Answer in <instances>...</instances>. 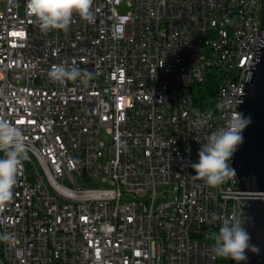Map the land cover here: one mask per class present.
Masks as SVG:
<instances>
[{
  "label": "built area",
  "instance_id": "built-area-1",
  "mask_svg": "<svg viewBox=\"0 0 264 264\" xmlns=\"http://www.w3.org/2000/svg\"><path fill=\"white\" fill-rule=\"evenodd\" d=\"M256 3L232 29L223 6L236 0H92L94 19L74 13L66 29L43 31L25 0H0V119L22 129L35 162L47 161L41 186L21 166L0 204V229L16 237L2 240L3 264H220L204 238L223 218L245 219L248 194L232 201L235 171L213 186L190 162L239 113L263 45ZM210 21L229 26L218 44ZM61 62L93 75L54 81L48 71ZM215 68L225 92L215 90L210 114L195 113L192 84Z\"/></svg>",
  "mask_w": 264,
  "mask_h": 264
},
{
  "label": "clouds",
  "instance_id": "clouds-1",
  "mask_svg": "<svg viewBox=\"0 0 264 264\" xmlns=\"http://www.w3.org/2000/svg\"><path fill=\"white\" fill-rule=\"evenodd\" d=\"M92 0H25V11L33 16L43 31L53 28L66 29L72 22L73 14L92 20L94 13ZM49 77L61 83L76 81L88 82L93 75L88 69L65 62L54 65L48 71ZM223 101L217 104L221 107ZM250 123V117L243 112L233 116L226 125L210 131L198 148V159L190 162L193 176L203 178L209 185L224 182L234 172L231 158L238 146L244 141V129ZM195 126L206 124L203 118L194 121ZM0 204L13 198V189L17 183L22 161L28 156V145L22 129L8 119H0ZM211 250L215 256L231 258L237 264H246L248 252L258 251V245L251 240L250 233L236 218H223L218 230L211 234ZM13 233H0V240L15 244Z\"/></svg>",
  "mask_w": 264,
  "mask_h": 264
},
{
  "label": "water",
  "instance_id": "water-1",
  "mask_svg": "<svg viewBox=\"0 0 264 264\" xmlns=\"http://www.w3.org/2000/svg\"><path fill=\"white\" fill-rule=\"evenodd\" d=\"M261 27L264 30V0ZM238 110L250 117V123L244 129L243 143L232 157V166L239 188L248 194L244 227L259 247L258 251L248 252L246 264H264V42ZM227 264L237 262L228 258Z\"/></svg>",
  "mask_w": 264,
  "mask_h": 264
},
{
  "label": "bare ground",
  "instance_id": "bare-ground-1",
  "mask_svg": "<svg viewBox=\"0 0 264 264\" xmlns=\"http://www.w3.org/2000/svg\"><path fill=\"white\" fill-rule=\"evenodd\" d=\"M237 8H232V6H223V13L225 15H232V29H240L241 24H243L244 19H247V10L248 6L254 4V0H236ZM256 10H258V15L261 16V0H257ZM210 28H214V31H211V44L220 43L223 38V34L229 33V26H220L217 27V21H210ZM264 42V37H263ZM215 58V48L214 46H206L205 51V61H212ZM220 72V80L216 88V92H225V73L224 69L217 68ZM194 84H192L193 87ZM196 95L192 91V100L193 105H195V113L199 114H210L211 107L201 108L196 104ZM231 106H238V99H231ZM27 143V136H25ZM2 150H0L1 155ZM23 170H27V177L30 178V183L33 186H41V178H39V168L47 169L46 160H38V163L35 162V154H29L27 158L22 161ZM38 199V191H30V200ZM243 200V190L239 188L238 185H232V201H241ZM240 223L245 226V219H241ZM0 233L2 230L0 229ZM47 239V248L56 249V231L47 230L46 232ZM0 247H2V240H0ZM0 264H3V255L0 253ZM5 264H14L12 261H5Z\"/></svg>",
  "mask_w": 264,
  "mask_h": 264
},
{
  "label": "trees",
  "instance_id": "trees-1",
  "mask_svg": "<svg viewBox=\"0 0 264 264\" xmlns=\"http://www.w3.org/2000/svg\"><path fill=\"white\" fill-rule=\"evenodd\" d=\"M219 80H220V72L218 71L217 68H215V70H213V75L208 76V78L204 81L203 85L201 84L193 85L192 91L194 93L196 92L200 94V95H196L195 97L196 104L198 106H200L201 108L211 107L214 99L215 90L217 88ZM210 234L207 235L204 238V240L212 243L213 241ZM217 259L220 264H227V258L217 256Z\"/></svg>",
  "mask_w": 264,
  "mask_h": 264
},
{
  "label": "rangeland",
  "instance_id": "rangeland-1",
  "mask_svg": "<svg viewBox=\"0 0 264 264\" xmlns=\"http://www.w3.org/2000/svg\"><path fill=\"white\" fill-rule=\"evenodd\" d=\"M102 139H103L105 142H108L109 137H108V135L103 134Z\"/></svg>",
  "mask_w": 264,
  "mask_h": 264
}]
</instances>
